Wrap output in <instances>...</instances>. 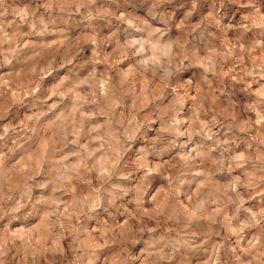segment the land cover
I'll list each match as a JSON object with an SVG mask.
<instances>
[{
  "label": "clouds",
  "instance_id": "obj_1",
  "mask_svg": "<svg viewBox=\"0 0 264 264\" xmlns=\"http://www.w3.org/2000/svg\"><path fill=\"white\" fill-rule=\"evenodd\" d=\"M0 264H264V0H0Z\"/></svg>",
  "mask_w": 264,
  "mask_h": 264
},
{
  "label": "rangeland",
  "instance_id": "obj_2",
  "mask_svg": "<svg viewBox=\"0 0 264 264\" xmlns=\"http://www.w3.org/2000/svg\"><path fill=\"white\" fill-rule=\"evenodd\" d=\"M21 6H23V4H21ZM86 39V36L84 37ZM73 40H78L80 39V37H72Z\"/></svg>",
  "mask_w": 264,
  "mask_h": 264
}]
</instances>
